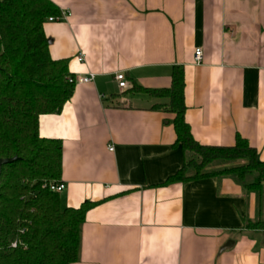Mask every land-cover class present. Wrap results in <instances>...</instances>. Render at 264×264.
Wrapping results in <instances>:
<instances>
[{"label": "crops", "instance_id": "obj_1", "mask_svg": "<svg viewBox=\"0 0 264 264\" xmlns=\"http://www.w3.org/2000/svg\"><path fill=\"white\" fill-rule=\"evenodd\" d=\"M50 1L69 12L43 23L50 57L95 75L38 117L39 136L61 141V205L100 201L72 264H264V230L242 227L264 216V193L225 176L163 185L183 153L174 114L153 108L168 99L143 90L169 88L181 66L193 138L229 146L238 134L264 161V0Z\"/></svg>", "mask_w": 264, "mask_h": 264}, {"label": "trees", "instance_id": "obj_2", "mask_svg": "<svg viewBox=\"0 0 264 264\" xmlns=\"http://www.w3.org/2000/svg\"><path fill=\"white\" fill-rule=\"evenodd\" d=\"M60 12L50 0H0V157L18 159L0 173V264H72L78 259L80 228L100 201L63 207L58 192L62 145L38 134V117L59 112L75 84L68 60L49 55L43 23ZM166 97L174 114L175 145L181 167L163 185L208 177L232 178L246 190L264 193V161L238 134L229 146L198 143L185 121L184 73L173 66L169 88L147 90ZM250 177V178H247ZM245 229L264 230V216L247 220ZM15 243V246H12Z\"/></svg>", "mask_w": 264, "mask_h": 264}, {"label": "built area", "instance_id": "obj_3", "mask_svg": "<svg viewBox=\"0 0 264 264\" xmlns=\"http://www.w3.org/2000/svg\"><path fill=\"white\" fill-rule=\"evenodd\" d=\"M68 15H69V12L64 11V12H60V14L57 15V16L48 17L47 20L48 21H61V20L66 19ZM76 59L78 61H83L84 60V55L82 53H79L77 55ZM193 59H194V62L196 64H199V63L202 62V59H203V50H202V48L197 47V48L194 49ZM94 76L95 75L93 73H89L87 75H77V76H73V77H68V80H69V82H72L74 84H77V83H89V82H91L94 79ZM115 79L117 80L118 86L120 88L125 87L126 81H125V76H124L123 72H117L115 74ZM109 149L112 150L113 147L111 146V147H109ZM48 188L51 191L60 193L61 191L64 190L65 184L62 181H60V182H50L48 184ZM12 246H15V243H12Z\"/></svg>", "mask_w": 264, "mask_h": 264}, {"label": "water", "instance_id": "obj_4", "mask_svg": "<svg viewBox=\"0 0 264 264\" xmlns=\"http://www.w3.org/2000/svg\"><path fill=\"white\" fill-rule=\"evenodd\" d=\"M18 158L16 156L13 157H7V158H1L0 157V173H1V168L3 165L12 163L13 161L17 160Z\"/></svg>", "mask_w": 264, "mask_h": 264}, {"label": "rangeland", "instance_id": "obj_5", "mask_svg": "<svg viewBox=\"0 0 264 264\" xmlns=\"http://www.w3.org/2000/svg\"><path fill=\"white\" fill-rule=\"evenodd\" d=\"M247 178H250V177H247Z\"/></svg>", "mask_w": 264, "mask_h": 264}]
</instances>
